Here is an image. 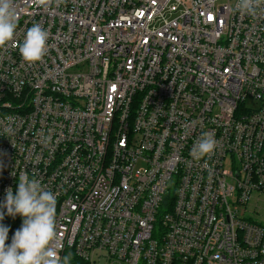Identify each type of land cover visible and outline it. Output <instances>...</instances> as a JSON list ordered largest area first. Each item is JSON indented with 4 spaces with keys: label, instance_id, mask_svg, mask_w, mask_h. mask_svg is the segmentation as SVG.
<instances>
[{
    "label": "built area",
    "instance_id": "obj_1",
    "mask_svg": "<svg viewBox=\"0 0 264 264\" xmlns=\"http://www.w3.org/2000/svg\"><path fill=\"white\" fill-rule=\"evenodd\" d=\"M14 2L0 202L21 172L39 179L57 196L54 246L86 264H264V12L240 15L236 0ZM35 24L48 41L28 63L18 46ZM204 132L217 147L195 161Z\"/></svg>",
    "mask_w": 264,
    "mask_h": 264
},
{
    "label": "clouds",
    "instance_id": "obj_2",
    "mask_svg": "<svg viewBox=\"0 0 264 264\" xmlns=\"http://www.w3.org/2000/svg\"><path fill=\"white\" fill-rule=\"evenodd\" d=\"M40 3L47 8L51 0H40ZM233 11L255 16L264 12V0H236ZM17 27L14 0H0V48L14 41ZM47 41L48 32L39 24L28 28L18 46L21 58L28 63L41 61ZM217 143L213 133L204 132L191 148L190 156L195 161L202 160L215 151ZM56 205V194L43 187L39 179L30 178L27 172L19 174L15 193L11 187L7 188L0 202V264H72V256H61L54 246ZM5 216L13 219L19 216L22 221L10 242V227L3 223Z\"/></svg>",
    "mask_w": 264,
    "mask_h": 264
},
{
    "label": "trees",
    "instance_id": "obj_3",
    "mask_svg": "<svg viewBox=\"0 0 264 264\" xmlns=\"http://www.w3.org/2000/svg\"><path fill=\"white\" fill-rule=\"evenodd\" d=\"M3 223L7 226L10 227V231H9V241L11 240V236L13 235V233L15 232V230H17L20 226H21V219L19 216H17L15 219L5 216ZM66 254H70L72 256V264H86L85 261H83L81 258L77 257L75 255V253L73 252V250L71 248H68L64 251V255Z\"/></svg>",
    "mask_w": 264,
    "mask_h": 264
},
{
    "label": "rangeland",
    "instance_id": "obj_4",
    "mask_svg": "<svg viewBox=\"0 0 264 264\" xmlns=\"http://www.w3.org/2000/svg\"><path fill=\"white\" fill-rule=\"evenodd\" d=\"M247 105H253V102L252 101H248Z\"/></svg>",
    "mask_w": 264,
    "mask_h": 264
}]
</instances>
